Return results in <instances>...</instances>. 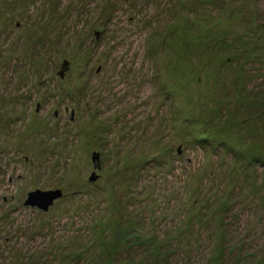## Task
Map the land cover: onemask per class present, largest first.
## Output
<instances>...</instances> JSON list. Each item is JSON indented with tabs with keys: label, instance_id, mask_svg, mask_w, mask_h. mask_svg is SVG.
<instances>
[{
	"label": "rangeland",
	"instance_id": "rangeland-1",
	"mask_svg": "<svg viewBox=\"0 0 264 264\" xmlns=\"http://www.w3.org/2000/svg\"><path fill=\"white\" fill-rule=\"evenodd\" d=\"M263 159L264 0H0V264H264Z\"/></svg>",
	"mask_w": 264,
	"mask_h": 264
},
{
	"label": "water",
	"instance_id": "water-1",
	"mask_svg": "<svg viewBox=\"0 0 264 264\" xmlns=\"http://www.w3.org/2000/svg\"><path fill=\"white\" fill-rule=\"evenodd\" d=\"M62 67L65 69L69 67L68 62H64L62 64ZM59 76L60 78H62L63 72H61ZM92 163H93L94 169L98 170L100 168V159H99L98 153L92 154ZM96 180H97V176L95 175V173H93L89 178V182H95ZM62 196L63 195L60 190L47 191V192H42V191L30 192L27 195L26 201L24 202V206L30 207V208H36L43 212H47L49 208L52 207L54 202L60 199Z\"/></svg>",
	"mask_w": 264,
	"mask_h": 264
},
{
	"label": "trees",
	"instance_id": "trees-1",
	"mask_svg": "<svg viewBox=\"0 0 264 264\" xmlns=\"http://www.w3.org/2000/svg\"><path fill=\"white\" fill-rule=\"evenodd\" d=\"M256 161H260V159L259 158H256L255 159ZM263 163H264V159H263V161H262ZM247 165H249V164H247ZM101 239H102V237H101ZM107 264H110V263H107ZM113 264V263H112Z\"/></svg>",
	"mask_w": 264,
	"mask_h": 264
}]
</instances>
